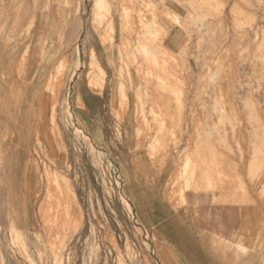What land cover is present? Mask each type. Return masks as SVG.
Returning a JSON list of instances; mask_svg holds the SVG:
<instances>
[{
	"label": "rangeland",
	"instance_id": "1",
	"mask_svg": "<svg viewBox=\"0 0 264 264\" xmlns=\"http://www.w3.org/2000/svg\"><path fill=\"white\" fill-rule=\"evenodd\" d=\"M95 2L0 24L4 140L38 166L1 183L0 264H199L190 234L264 242V0Z\"/></svg>",
	"mask_w": 264,
	"mask_h": 264
},
{
	"label": "crops",
	"instance_id": "2",
	"mask_svg": "<svg viewBox=\"0 0 264 264\" xmlns=\"http://www.w3.org/2000/svg\"><path fill=\"white\" fill-rule=\"evenodd\" d=\"M41 5L42 6L45 5V0H0V24L1 23L5 24L7 22H12L16 24L17 23L26 24L29 22H36L38 9L39 7L41 8ZM42 11H40V13ZM17 34H18V37H20V34H21L20 31H18ZM2 38H9V36L5 35L4 31L0 29V87H4L10 84V83H6V79L4 78V72L7 70V63L5 64V56L8 51L6 52L4 48V45H3L4 43L1 41ZM93 50L95 51L97 55L96 50L95 49ZM13 53L15 54L14 50H13ZM19 54H20V51H19ZM97 58L99 60L98 55H97ZM77 63L78 62H76L75 66H73L72 68V73H71L72 78L77 74V69H78ZM103 68L105 69L104 66ZM25 70L26 71L30 70V67L25 68ZM105 72H106L105 73V77H106V74H107L106 69H105ZM88 85L90 86L89 79H88ZM78 94L81 96L83 103L86 105L87 109L90 111L92 108V105L90 104L89 100L85 96H83V93L81 92V88H78ZM11 112H12L11 110H5L4 106H0V189L1 187L4 189V187L1 186V183L3 184L5 177L8 178V182H10L11 184L13 183L12 185L14 188V184L18 182L19 179L21 178L22 172H24L25 182H26L28 181L26 177L28 176L33 177V173L35 169L36 168L38 169V166L35 163L34 158H32L31 160L27 162L25 169H24V163L22 165L21 149L19 145L16 142L5 143L4 133L6 132V129H9L10 125L12 124L11 120H14L15 118L14 114H10ZM58 184L59 182L57 181L56 182L57 190H59L57 186ZM61 190L63 191L62 188ZM72 193L74 194V192ZM75 198L77 200L76 196ZM77 203H78V200H77ZM79 208L82 213V209L80 206ZM138 208H139V212L141 214H144V211H142L141 206H139ZM177 211L178 210L175 209V212L177 213L176 216L178 217V219L183 217L182 214L185 215L184 212L181 211V213H178ZM189 242H190V254H193L194 252V256H195L194 262L195 263H199V264H264V254H256V249H255L256 246H264V242H261L260 244H256V242H254L253 248L248 249L247 252H242L238 250V248H236L238 242H240L238 237L232 240V243L235 246V250L227 249V247L224 244H222V242L216 243L213 240L204 241L203 239L198 238V237L194 238L191 234L189 235Z\"/></svg>",
	"mask_w": 264,
	"mask_h": 264
},
{
	"label": "bare ground",
	"instance_id": "3",
	"mask_svg": "<svg viewBox=\"0 0 264 264\" xmlns=\"http://www.w3.org/2000/svg\"><path fill=\"white\" fill-rule=\"evenodd\" d=\"M104 1H106V0H104ZM102 5H103V0H96V2H95V6H96V8H95V11H98L99 9H100V7H102ZM100 13V12H99ZM98 13V14H99ZM226 42V41H225ZM223 49V48H222ZM213 54V53H212ZM225 56V55H224ZM237 57V56H236ZM238 60V59H237ZM209 61V60H208ZM79 63V62H78ZM227 63V62H226ZM186 64V63H185ZM209 67V66H208ZM233 70V69H232ZM186 73V72H185ZM209 79V78H208ZM227 88V87H226ZM230 89V88H229ZM226 90H228V89H226ZM193 95V94H192ZM215 95V94H214ZM185 96H186V94H185ZM54 109V108H53ZM239 111V110H238ZM199 112V111H198ZM53 114H57V110H56V107H55V109H54V111H53ZM52 118H53V116H52ZM56 118H57V116H56ZM57 121V120H56ZM239 134V133H238ZM245 150V149H244ZM245 157V156H244ZM263 174V173H262ZM253 184V183H252ZM253 188V187H252Z\"/></svg>",
	"mask_w": 264,
	"mask_h": 264
}]
</instances>
